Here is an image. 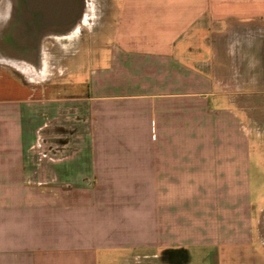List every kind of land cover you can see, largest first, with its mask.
Instances as JSON below:
<instances>
[{
    "label": "crops",
    "instance_id": "0c3cea01",
    "mask_svg": "<svg viewBox=\"0 0 264 264\" xmlns=\"http://www.w3.org/2000/svg\"><path fill=\"white\" fill-rule=\"evenodd\" d=\"M124 9L108 64L42 101L0 3V264H264V0Z\"/></svg>",
    "mask_w": 264,
    "mask_h": 264
},
{
    "label": "rangeland",
    "instance_id": "374dc122",
    "mask_svg": "<svg viewBox=\"0 0 264 264\" xmlns=\"http://www.w3.org/2000/svg\"><path fill=\"white\" fill-rule=\"evenodd\" d=\"M66 1L72 2L73 7H78V10L74 11V25L66 34H45L42 36L39 45V57L36 59L37 63L34 64L25 59L26 62H21L22 66L19 67L24 73L34 74L35 80L33 82L41 86L40 98L42 101H47L48 99L50 82L51 84H57L60 94H81L82 90L80 87L73 86H81V82L85 80L87 74L89 77L92 67L99 68L108 64L110 51L113 46V36L118 33L119 25H122L121 20L123 19L122 14L125 10L126 0ZM12 2L13 0H0V3L8 5L7 12H9ZM5 9L6 7L4 6L3 13ZM221 29L223 30L224 27H217V34H224L219 32ZM216 45L219 48L222 44L217 43ZM239 45L241 46L242 44ZM200 46L203 51H207L209 44L202 42ZM240 46L233 54L234 56L239 57L238 55L241 54ZM100 53L103 61L100 60L101 62H98V64H92ZM218 61L224 63V58ZM241 64V59H234V67L239 68ZM83 67L84 71H82ZM31 79V76L28 77V80ZM84 82L88 84L90 80ZM66 85L69 88H65ZM38 145L48 144H44L42 139H40V144ZM251 149L253 151L255 147ZM249 170L252 194L260 198L264 197V159L257 154L251 153ZM232 189L233 194L236 192L238 194L241 193L239 187H233ZM223 190L224 188H218V194L224 193ZM254 226L264 227V203L260 211L255 214Z\"/></svg>",
    "mask_w": 264,
    "mask_h": 264
},
{
    "label": "flooded vegetation",
    "instance_id": "af4514ba",
    "mask_svg": "<svg viewBox=\"0 0 264 264\" xmlns=\"http://www.w3.org/2000/svg\"><path fill=\"white\" fill-rule=\"evenodd\" d=\"M48 1H49V3L47 4L48 8L41 10L40 7H35L34 12H31L27 6V1L21 0V2L26 3L25 5L26 10L22 16L24 19L23 23L28 27H30L29 29L27 28L28 31L24 30L25 33L24 38H26L29 35L31 36L34 30L35 32H38L37 35H39L40 40L42 36H44L45 34H50V35L66 34L67 32H69L70 28L74 25L73 17H74V11H76L77 6L73 7L72 2H67L66 0H48ZM12 6H13V2H12ZM30 23L31 26L29 25Z\"/></svg>",
    "mask_w": 264,
    "mask_h": 264
},
{
    "label": "bare ground",
    "instance_id": "6f19581e",
    "mask_svg": "<svg viewBox=\"0 0 264 264\" xmlns=\"http://www.w3.org/2000/svg\"><path fill=\"white\" fill-rule=\"evenodd\" d=\"M27 1V6H28V8L30 9V11L31 12H34V9H35V7L36 6H34L32 3H30V0H26ZM33 1H35L36 2V0H33ZM34 3V2H33ZM25 5H26V3H24V2H21V0H13V6H12V4H11V10H10V12H9V15H10V17H12V18H10L11 20H10V27H9V31H10V33H11V31L12 32H15L14 34L16 35V30L17 31H19V32H21V30L23 31V30H27L28 31V29L30 28V27H28L27 25H25L24 23H23V13L25 12ZM76 10H78V7L76 8ZM78 13V12H77ZM77 17V16H76ZM76 19V18H75ZM74 19V20H75ZM34 22V21H33ZM81 22V21H80ZM30 26H31V23L29 24ZM26 26V27H25ZM33 26V25H32ZM28 28V29H27ZM32 29V28H31ZM52 29H53V27H52ZM24 32V31H23ZM37 33L38 32H35V30H34V32L32 33V35L30 36H27L26 38H29V39H31L32 40V38L34 39V41H35V38H36V36H37ZM59 33V32H58ZM9 35V34H8ZM18 36V35H17ZM22 37V36H21ZM35 37V38H34ZM13 38V37H12ZM25 38V39H26ZM16 39V38H15ZM24 39V38H23ZM33 42V41H32ZM31 42V45H33L34 46V43H32ZM30 44V43H29ZM7 59H9V58H7ZM11 60V59H10ZM26 60H29V61H32L33 63H37V61H36V59H35V57H33L32 56V53H31V55H27L26 56Z\"/></svg>",
    "mask_w": 264,
    "mask_h": 264
},
{
    "label": "water",
    "instance_id": "95a60500",
    "mask_svg": "<svg viewBox=\"0 0 264 264\" xmlns=\"http://www.w3.org/2000/svg\"><path fill=\"white\" fill-rule=\"evenodd\" d=\"M34 2V3H33ZM30 3H32L34 6H36V7H40L41 8V10H43V9H46V8H48V3H49V1L48 0H36V2L35 1H33V0H30ZM47 5V6H46ZM47 27V26H46ZM39 41H40V37H39V35H37L36 36V38H35V43H34V47H37L38 46V44H39Z\"/></svg>",
    "mask_w": 264,
    "mask_h": 264
}]
</instances>
